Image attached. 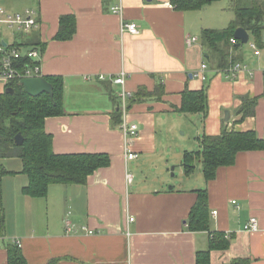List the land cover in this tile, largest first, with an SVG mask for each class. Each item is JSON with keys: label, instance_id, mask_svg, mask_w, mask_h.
Listing matches in <instances>:
<instances>
[{"label": "crops", "instance_id": "obj_1", "mask_svg": "<svg viewBox=\"0 0 264 264\" xmlns=\"http://www.w3.org/2000/svg\"><path fill=\"white\" fill-rule=\"evenodd\" d=\"M29 2L25 8L35 9L38 26L27 43L41 51L42 76L64 82L63 114L45 118L54 152L108 153L111 162L84 185L52 183L46 196L35 198L22 191L29 177L21 161L7 158L12 167L0 185V264H7L15 240L28 264H196V251L207 249L213 232H225L228 246L212 249L210 264L239 258L246 261L239 264H264V150L237 152L233 164L218 167L208 180L201 160L190 174L182 164L185 151L201 149L203 135L254 130L264 140V31L259 42L247 31L248 43L236 44L228 67L218 69L201 35L235 18V8L222 0L190 10L170 7L171 0H122L121 16L111 12L115 0ZM64 15L74 17L75 33L58 39ZM122 22H134L138 33L121 30ZM191 36L196 40L189 45ZM237 62L242 66L233 78L228 70ZM121 71L134 97L127 117L139 131L127 139L115 125L122 86L111 78ZM203 88L206 112H181L182 92ZM242 97L257 99L254 114L244 118ZM179 127L190 131L195 148L171 138ZM127 146L135 158H126ZM171 164L182 165L179 188L168 186ZM201 188L207 190L209 228L191 231L186 220ZM253 216L259 230L248 232L243 225Z\"/></svg>", "mask_w": 264, "mask_h": 264}, {"label": "trees", "instance_id": "obj_2", "mask_svg": "<svg viewBox=\"0 0 264 264\" xmlns=\"http://www.w3.org/2000/svg\"><path fill=\"white\" fill-rule=\"evenodd\" d=\"M217 0H171V4L179 10L198 9L204 4ZM235 18L225 28L204 29L201 35L207 54L215 57V67L226 68L230 64V50L236 48L237 40L230 42L234 30L243 27L252 33L259 42L264 31V0H251L246 7L235 8ZM60 21L58 39L70 38L75 32V19L64 15ZM214 61V60H213ZM47 81L52 84L53 95L42 93L30 96L23 90L12 85L14 93H0V185L2 176L9 171L2 163L7 157L18 158L22 163L21 171L29 177L28 183L22 187L24 194L31 197L46 196L52 183L86 184L87 178L99 168L107 167L111 160L107 153H64L57 154L52 147V134L45 131V118L63 114V79L60 76L48 75ZM240 107L242 118L254 114L256 98L242 97ZM134 97L129 99V107ZM181 112H206V90H189L182 92ZM116 124L121 122L120 112L115 111ZM24 136L23 142L17 146L14 143L16 133ZM201 149L185 151L182 156L184 173L190 174L196 160L202 161V172L206 180L216 175V169L222 165L235 162L239 151L264 150V140L258 137L256 131L222 130L219 135H203L199 139ZM197 198L191 207L186 220L188 230H208L209 212L207 190L196 189ZM3 206L0 192V233L4 227ZM207 249L197 250L196 264H210L212 249H225L228 246V236L224 232H213ZM7 264H28L20 247L9 245ZM246 262L244 259H233L232 264ZM48 264H55V260Z\"/></svg>", "mask_w": 264, "mask_h": 264}, {"label": "built area", "instance_id": "obj_3", "mask_svg": "<svg viewBox=\"0 0 264 264\" xmlns=\"http://www.w3.org/2000/svg\"><path fill=\"white\" fill-rule=\"evenodd\" d=\"M116 4L111 7V12L116 15H122L123 2L122 0H115ZM173 7L172 4H169ZM38 26V18H36V11L33 8H25L17 11H10L6 7H0V84L4 87V91L7 87L11 88L12 85H21V80L28 77L42 76V61L40 58V49L34 45L27 43L28 36L31 31ZM5 30H10L11 39L8 40L2 34ZM121 30H127L130 33H138L137 26L132 23H121ZM22 35L21 39H18ZM18 36V38H16ZM196 37L191 36L186 39V43L190 45L194 42ZM234 37L230 38L231 42H234ZM253 48H256L255 44H252ZM257 53V52H256ZM242 65L237 62L228 70V74L234 78L237 70ZM206 64L201 65V70L205 69ZM244 67V66H243ZM127 74L123 71L115 77H112V81L115 84L121 85L122 90L119 93V107L121 122L119 128L123 131L125 138H133L138 135V124L131 122L127 115L129 111V99L132 97V93L124 88V83L127 79ZM99 79H105L104 75H99ZM202 78L205 76L202 74ZM135 152L128 149L126 158H135ZM126 180L128 183L132 181V174L126 173ZM235 202V201H233ZM215 213V211H213ZM133 220V218H130ZM69 224V223H68ZM67 224L68 229L70 226ZM84 228V227H83ZM243 229L248 232L259 230L258 219L253 216L243 225ZM92 233L91 230H88ZM15 243L20 247V241L15 240Z\"/></svg>", "mask_w": 264, "mask_h": 264}, {"label": "rangeland", "instance_id": "obj_4", "mask_svg": "<svg viewBox=\"0 0 264 264\" xmlns=\"http://www.w3.org/2000/svg\"><path fill=\"white\" fill-rule=\"evenodd\" d=\"M222 1H223V3L227 2L228 7L231 8V10H232V8H236V7H246L247 5H249L251 3V0H222ZM1 6L6 7L10 11H17V10H21L22 8H25V7H30L31 4H30L29 0H0V7ZM227 11H229V10H227ZM10 32H11L10 30H5V32L2 35L5 36L8 40H10L11 39V33ZM18 36H20V37L18 38ZM18 36H16V38L21 39L22 35H18ZM19 86H21V85H19ZM19 86L17 84L15 85L16 88H18ZM2 92H5V91H4V87L0 84V93H2ZM183 130L185 131V134L182 133ZM189 132L190 131L187 130L186 128L179 127L178 130L175 131L174 134L171 136V138H173L174 140H180V143H182L183 145H187V146H185L186 149H188V150L193 149V148H195L196 144L194 142L192 143V141H191L192 135ZM160 136H162V135H160ZM162 138H163V136H162ZM177 147L178 146H176V148ZM174 151H175V148L171 147L170 152H171V157L173 159L175 158V156H174L175 154H173ZM7 158H10V157H7ZM6 159H3L2 163H4ZM15 159L16 158H13V160H15ZM174 162L177 163L176 159H174ZM197 162L199 163L200 160ZM173 165L174 164L169 165L170 170L168 173L170 175L171 183H169L168 186L173 184V185H175V187L179 188L181 185L182 179H183V174L181 173V168H182L181 166L182 165L181 164L177 165L175 169L172 168ZM4 167L5 168L6 167L11 168L12 165L9 163H7V164L4 163ZM199 167H201V166H199ZM199 169L201 170V168H199ZM142 172H144V171H142ZM134 174H135V172H134ZM136 175L137 176L135 179H137L139 176L138 174H136ZM147 175H148V181L151 182L152 176L150 174H147ZM144 177L145 176L142 174L139 176L140 180L145 179ZM135 182L136 181H134L133 184H135Z\"/></svg>", "mask_w": 264, "mask_h": 264}, {"label": "water", "instance_id": "obj_5", "mask_svg": "<svg viewBox=\"0 0 264 264\" xmlns=\"http://www.w3.org/2000/svg\"><path fill=\"white\" fill-rule=\"evenodd\" d=\"M233 37L238 40L237 46L248 43V32L243 27H238L234 30ZM23 90L32 97L40 95L42 93L53 95L52 84L47 81L43 76L28 77L21 80ZM5 91L14 93L12 88L7 87ZM24 140V136L21 133H16L14 136L15 145L19 146Z\"/></svg>", "mask_w": 264, "mask_h": 264}]
</instances>
